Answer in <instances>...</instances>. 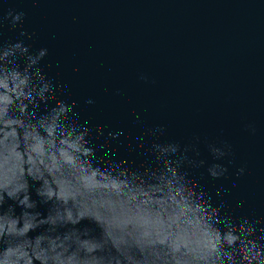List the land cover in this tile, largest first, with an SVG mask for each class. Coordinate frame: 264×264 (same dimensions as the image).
<instances>
[{"label": "water", "instance_id": "1", "mask_svg": "<svg viewBox=\"0 0 264 264\" xmlns=\"http://www.w3.org/2000/svg\"><path fill=\"white\" fill-rule=\"evenodd\" d=\"M10 10L24 14L15 27ZM18 41L21 68L47 49L33 68L53 93L32 119L64 101L96 163L143 174L170 157L218 226L228 216L264 235V0H0V49Z\"/></svg>", "mask_w": 264, "mask_h": 264}, {"label": "clouds", "instance_id": "2", "mask_svg": "<svg viewBox=\"0 0 264 264\" xmlns=\"http://www.w3.org/2000/svg\"><path fill=\"white\" fill-rule=\"evenodd\" d=\"M7 15L15 27L24 14ZM17 52L27 46L0 49V264H264L255 222L225 216V228L218 226V209L194 194L179 161L158 155L161 169L143 174L120 163L105 168L92 159L90 129L70 121L64 101L32 119L30 106L53 93L33 68L47 49L29 54L23 68L13 60ZM224 171L210 169L213 177ZM155 218L162 223L153 225ZM84 221L99 234L81 228Z\"/></svg>", "mask_w": 264, "mask_h": 264}]
</instances>
